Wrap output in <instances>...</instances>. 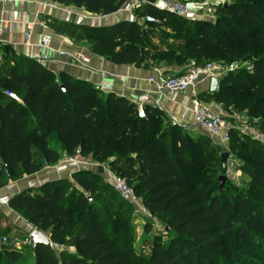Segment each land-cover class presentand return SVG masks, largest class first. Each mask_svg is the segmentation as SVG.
I'll return each mask as SVG.
<instances>
[{"label": "trees", "instance_id": "16d2710c", "mask_svg": "<svg viewBox=\"0 0 264 264\" xmlns=\"http://www.w3.org/2000/svg\"><path fill=\"white\" fill-rule=\"evenodd\" d=\"M39 1L101 17L129 2ZM135 15L150 16L154 22L123 21L99 28L49 20L47 25L114 64L180 68L174 76L182 75L188 63H246L247 68L219 80L216 92L198 99L223 109L248 108L264 124V0L220 5L215 24L182 19L147 5ZM6 48L15 60H1L0 65V162L7 165L9 179L17 172L23 178L46 166L54 168L63 155L73 158L80 151L83 159L107 163L117 178L133 185V195L152 218L166 225L169 236L166 244L157 236L149 255L137 251L130 224L118 211H103L113 207L102 196L110 193L107 200L116 202L117 193L102 185L99 173L79 171L72 176L75 187L67 196L69 181H56L23 191L8 204L28 226L50 234L53 244L74 246V253L61 254L53 246L39 247L32 252L35 264H264L263 144L230 130L227 151L240 162L246 188L225 196L216 173L222 171L220 155L225 151L198 146L208 136L187 133L150 105L141 115L124 98L104 95L65 74L57 76ZM6 91L19 100L6 97ZM27 259L14 248L0 247V264H26Z\"/></svg>", "mask_w": 264, "mask_h": 264}, {"label": "crops", "instance_id": "0c3cea01", "mask_svg": "<svg viewBox=\"0 0 264 264\" xmlns=\"http://www.w3.org/2000/svg\"><path fill=\"white\" fill-rule=\"evenodd\" d=\"M142 6V0H129L128 4L116 13L101 17L91 15L83 9L76 7L60 6L52 1L39 0H0V20L4 21V33L0 45L12 49L19 57L36 61L40 56H48L49 60L41 64L55 75L65 74L79 82L90 85L104 95L113 94L124 98L136 106L146 95L150 96L149 103L163 112L171 122L185 130L196 131L190 112L184 115L185 110L191 108L194 97L210 92V81H205L193 90L185 94H175L157 98L153 92V86L148 83L151 78H156L155 69L164 74L173 76L181 71L177 68H169L164 65L149 67L148 69L133 65H117L100 56L93 54L86 47L75 45L67 37L59 36L53 32L47 22L55 20L63 23H73L87 27L111 28L120 22L128 20V10L133 6ZM28 26L33 27L30 44H26L25 32ZM49 38L51 46L49 50L40 49L41 40ZM82 53L90 58L87 68H80L73 64L71 56ZM2 57L0 55V65ZM158 100V101H157ZM213 116H223L222 108L214 103H204ZM63 155L59 164L52 168L46 166L40 172L25 176L14 184H8L0 190V209H9L10 200L22 191L34 190L47 183L56 181H71L74 173L89 171L96 174L101 167L93 161H87L86 165H75L65 162ZM102 178L108 182H114L115 175L108 165L103 167ZM25 235L27 226H23Z\"/></svg>", "mask_w": 264, "mask_h": 264}, {"label": "rangeland", "instance_id": "374dc122", "mask_svg": "<svg viewBox=\"0 0 264 264\" xmlns=\"http://www.w3.org/2000/svg\"><path fill=\"white\" fill-rule=\"evenodd\" d=\"M184 1L189 6L199 4L201 5V7H213L214 12L216 13V9H218V6L233 4L237 0H184ZM216 20L217 18L215 16V20L213 24H215ZM77 35H82V34L78 33ZM173 42L175 41L171 39L170 43ZM0 55L2 57V60L7 59L8 62L14 60V55L10 51H8L7 48L3 45H0ZM212 63H215L216 65L220 66L223 69H229L232 67L234 71H236L237 69L238 70L242 68L245 69L248 67L246 63H233L227 66V64L217 61L216 59L213 60ZM190 65L191 63L186 64L185 67H183V69L186 70ZM172 68L177 69V67H172ZM219 106L222 108L224 112L223 118L227 126L235 130L240 137H248L251 140H257L259 144L264 145V124H262L263 122H261L260 119L253 117L248 108L236 109L233 107H229L227 109H223L221 105ZM185 131L191 135H203L202 133H200L199 130L196 131L185 130ZM188 142L189 144H193L191 139H189ZM198 146L214 149L215 151L223 150L227 152V149L225 148L221 149L219 146L215 145V143L210 141V139L208 138L207 139L205 138V140L201 142ZM97 165L99 167H106L107 163L104 164L97 163ZM217 165H218L217 163L214 164V166ZM239 166H240V162H238V160L235 158L234 155L233 156L230 155L227 161L226 169L225 170L222 169L221 172L219 171V169H216V173L218 174L217 185L221 193L224 194L225 196L228 195L232 197L234 193L236 192L242 193L246 188L245 185L246 176L240 172ZM98 172L99 170L95 173L98 174ZM114 175L117 177L116 174ZM15 176L16 178L9 179L8 173L0 172V190L6 188L8 184H11L12 182L16 184L15 182L21 179L23 175L22 173L17 172ZM100 176L102 177V175ZM70 182L71 181H69V185L66 187V196L69 195L72 191H74L75 184H73V181L72 184H70ZM100 182L102 183L103 186L109 185L114 190V182H108L103 178H101ZM127 186L129 187L130 190H132L133 185H129L127 183ZM113 192L117 193L115 190ZM109 194L110 193H108L106 196H102L101 199L106 205H112L113 211L109 212V210L106 209H104L103 211L107 215L109 214L115 215L116 211H118L119 215L122 218H124L127 221V223L130 224L131 226L130 236L133 241V246L137 251H143L147 255H149L151 245H153V243L156 240L155 238L157 236L159 237V240H161L162 243L166 244L168 242L169 236L167 235L165 230L166 225L152 218L147 212V210H145L142 201L140 199H137L133 195V193L132 196H128V197H123L122 195L117 193L119 199L116 202H110L107 200ZM85 195L88 196L87 194ZM102 200L98 201L97 205L101 206L103 203ZM24 225H26L27 230H29V226L26 224V222L23 220L20 214L13 212L10 209L6 210L5 208H1L0 209V247L1 249L14 248L21 255L28 257L26 264H35L34 257L32 256L31 247L21 246L26 236L23 230ZM147 226L150 227L148 232H146ZM47 235L50 237V234ZM4 238L7 239L6 243H4L3 241ZM14 241L16 245L14 244ZM52 245L68 247L69 249H72L73 253L75 252L74 246L72 244L65 245L62 244V242H56L54 244L52 243Z\"/></svg>", "mask_w": 264, "mask_h": 264}, {"label": "built area", "instance_id": "2783aa9c", "mask_svg": "<svg viewBox=\"0 0 264 264\" xmlns=\"http://www.w3.org/2000/svg\"><path fill=\"white\" fill-rule=\"evenodd\" d=\"M6 1H16V0H6ZM142 5H145L142 3ZM141 6L136 5L128 10V22L139 23L140 25L151 24L154 19L150 16L146 18H137L135 11ZM157 9L170 13L176 17L187 19V20H202L213 23L215 20V12L213 7H201L199 4L189 6L185 3L178 2L176 0H159ZM4 21L0 20V41L4 33ZM33 33V27L28 26L25 32L26 44H30V39ZM51 46V41L49 38H44L41 40L39 45L42 50H49ZM73 64L80 68H87L90 65V58L82 53H75L71 56ZM49 60L48 56H40L36 59L38 64H43ZM234 69H223L215 63H209L203 67H195L193 63L186 69V71L179 76H170L164 74L161 70L155 69L156 78H151L148 83L153 86V94L157 98L167 97L175 94H185L198 85L205 81H212L213 79L221 80L227 74L233 72ZM6 97L19 100L17 96L13 93L7 92ZM150 96L146 95L142 98V101L137 105L141 115L143 114V108L149 103ZM158 101V100H157ZM190 112L192 122L197 130L203 135L208 136L216 145L222 148L228 149L230 142L229 133L231 127L227 126L223 116H213L207 106L198 99L194 97L191 101V108L185 110L184 115ZM65 162L75 165H86L87 160L81 157L80 151L76 153L73 158H66ZM0 172L8 173V167L0 162ZM114 190L122 195L123 197L132 196V191L127 186L126 182L122 179L115 177L114 179ZM35 228L29 226V230L24 238L22 247H31L32 243L30 240V234ZM4 243L7 239H3ZM14 244L16 245L15 241ZM53 246V245H52ZM54 250L61 254L63 252H72V249L68 247L53 246Z\"/></svg>", "mask_w": 264, "mask_h": 264}, {"label": "water", "instance_id": "95a60500", "mask_svg": "<svg viewBox=\"0 0 264 264\" xmlns=\"http://www.w3.org/2000/svg\"><path fill=\"white\" fill-rule=\"evenodd\" d=\"M142 3L149 7L157 8L159 0H142ZM224 7H228V5H224ZM218 85H219V81L216 79H213L210 85V92L211 93L216 92L218 89ZM229 156H230V153L228 151L222 153L220 156V160H221L220 162H221V166L223 170H225L227 167V161L229 159ZM104 172L105 171L103 167H101L98 173L99 175H103ZM167 231L169 232V229H167ZM30 240L32 243L31 245L32 252H35L39 247L50 248L52 246L51 237H49L46 233H44L43 231L39 229H34V231H32V233L30 234Z\"/></svg>", "mask_w": 264, "mask_h": 264}]
</instances>
